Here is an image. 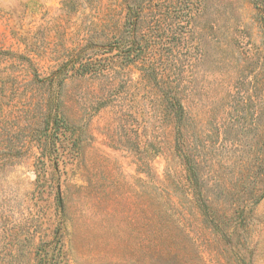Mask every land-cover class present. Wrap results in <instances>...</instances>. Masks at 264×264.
<instances>
[{
	"label": "rangeland",
	"instance_id": "obj_1",
	"mask_svg": "<svg viewBox=\"0 0 264 264\" xmlns=\"http://www.w3.org/2000/svg\"><path fill=\"white\" fill-rule=\"evenodd\" d=\"M164 1L186 14L167 35L190 82L182 154L140 63L85 78L77 64L54 89L70 133L42 165L18 150L45 104L34 80L83 59L122 0H0V264H39L43 243L47 264H264L263 32L249 0Z\"/></svg>",
	"mask_w": 264,
	"mask_h": 264
},
{
	"label": "trees",
	"instance_id": "obj_2",
	"mask_svg": "<svg viewBox=\"0 0 264 264\" xmlns=\"http://www.w3.org/2000/svg\"><path fill=\"white\" fill-rule=\"evenodd\" d=\"M249 1L255 11V28L263 32L264 35V0ZM186 2L188 5L192 3L191 0H186ZM164 3V0H122V16L112 28H108V21L105 23L100 30L102 34L98 38L99 41H93L92 35L88 36L86 44L83 45V59L77 54L73 55L51 76L33 79L45 91L42 96L45 104L38 110L40 120L30 127L18 150L25 154L36 148L38 155L33 154V157L36 158L37 163L42 165L46 162L55 163V158L58 157L57 145L66 133H70V125L61 108V93L54 89L57 85H63L64 76L69 67L75 69L78 64L76 71L79 72L77 74L85 78L105 76L106 73H113L114 67L125 68L140 63L146 81L148 82L149 79L152 84L153 92L151 95L156 104L153 113L156 118L163 117L162 120L166 122L167 128L173 134L174 152L176 155L182 154L181 139L186 136L190 118L186 114L179 96L185 91L182 86L183 83L190 84V82L179 77L178 66L184 67V64H180L173 57L174 51L168 46L167 35L169 33L174 38L179 35L180 16L186 17V14L175 2L170 1L168 6ZM168 13L176 15V17L171 18L174 22L167 27ZM186 19L190 22L191 16L188 15ZM235 42L233 35H231L226 47H229L230 44L236 46ZM238 46H240V42ZM257 51L261 52V48H257L255 52ZM221 62L224 63V60ZM221 62L217 61L215 65H221ZM255 65L259 67V64ZM259 75L260 73L257 72L255 78ZM261 89L264 90L263 79ZM11 157L16 156L11 155ZM195 166L186 164V172L190 180ZM191 183L193 182L191 181ZM41 246L38 252V262L39 264H47L43 257L49 256V252L46 250V244L43 243ZM51 260V264H55L53 256Z\"/></svg>",
	"mask_w": 264,
	"mask_h": 264
}]
</instances>
